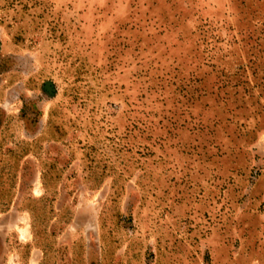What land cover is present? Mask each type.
I'll return each instance as SVG.
<instances>
[{
    "label": "rangeland",
    "instance_id": "rangeland-1",
    "mask_svg": "<svg viewBox=\"0 0 264 264\" xmlns=\"http://www.w3.org/2000/svg\"><path fill=\"white\" fill-rule=\"evenodd\" d=\"M0 264H264V0H0Z\"/></svg>",
    "mask_w": 264,
    "mask_h": 264
}]
</instances>
